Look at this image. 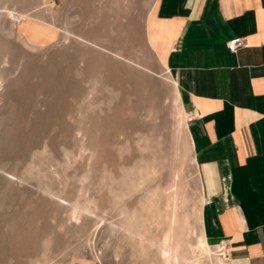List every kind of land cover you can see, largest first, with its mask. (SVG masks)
Here are the masks:
<instances>
[{
    "label": "rangeland",
    "instance_id": "rangeland-1",
    "mask_svg": "<svg viewBox=\"0 0 264 264\" xmlns=\"http://www.w3.org/2000/svg\"><path fill=\"white\" fill-rule=\"evenodd\" d=\"M153 2L0 0V264H227Z\"/></svg>",
    "mask_w": 264,
    "mask_h": 264
},
{
    "label": "crops",
    "instance_id": "crops-1",
    "mask_svg": "<svg viewBox=\"0 0 264 264\" xmlns=\"http://www.w3.org/2000/svg\"><path fill=\"white\" fill-rule=\"evenodd\" d=\"M144 38L185 121L196 114L186 135L209 238L227 264H264V0H154Z\"/></svg>",
    "mask_w": 264,
    "mask_h": 264
},
{
    "label": "bare ground",
    "instance_id": "bare-ground-1",
    "mask_svg": "<svg viewBox=\"0 0 264 264\" xmlns=\"http://www.w3.org/2000/svg\"><path fill=\"white\" fill-rule=\"evenodd\" d=\"M20 18V15L19 14H17V19H19ZM188 117V116H187ZM187 117H186V121H187ZM181 119V118H180ZM200 239H199V245H200V247L202 248V249H205L206 248V246H207V241H206V239L203 237V235H200V237H199ZM219 247H220V245H219ZM208 248V247H207ZM164 250V252H165V255H166V257L169 259V262L171 263V264H173V257L174 258H181V256H180V254H179V249L176 247L175 249H174V251H173V247H170V248H165V249H163ZM220 261H221V259H220Z\"/></svg>",
    "mask_w": 264,
    "mask_h": 264
},
{
    "label": "built area",
    "instance_id": "built-area-1",
    "mask_svg": "<svg viewBox=\"0 0 264 264\" xmlns=\"http://www.w3.org/2000/svg\"><path fill=\"white\" fill-rule=\"evenodd\" d=\"M13 19H17V14H13ZM242 46H244V40L240 37H236V38H232L231 40H229L227 42V48L229 51L234 52L236 50H238L239 48H241ZM196 117V114H190L187 117V121H191ZM228 256V254H226V257Z\"/></svg>",
    "mask_w": 264,
    "mask_h": 264
}]
</instances>
